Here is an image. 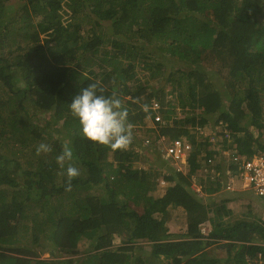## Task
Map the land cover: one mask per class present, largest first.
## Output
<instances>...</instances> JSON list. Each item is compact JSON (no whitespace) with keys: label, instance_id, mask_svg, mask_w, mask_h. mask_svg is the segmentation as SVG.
I'll use <instances>...</instances> for the list:
<instances>
[{"label":"trees","instance_id":"1","mask_svg":"<svg viewBox=\"0 0 264 264\" xmlns=\"http://www.w3.org/2000/svg\"><path fill=\"white\" fill-rule=\"evenodd\" d=\"M10 1L0 0V264H264V220L250 213V202L242 210L249 213L238 216L231 205L244 195L225 189L244 173L243 163L203 166L207 159L197 152L203 144L188 129L167 132L174 139L190 135L192 174L207 172L199 174L197 192L191 173L172 171L165 178L176 187L156 198L153 175L134 167V153L89 141L69 108L99 82L105 95L118 93L137 126L153 112L144 110L153 96L165 106L171 85L199 120H222L228 130L220 135L222 149L252 160L264 153V0ZM67 9L71 22L63 18ZM79 14L94 22L86 34ZM37 113L50 119L41 125ZM61 134L80 170L71 191L67 162L65 169L56 162ZM14 143L22 154L33 146L34 155L40 143L53 146L24 167L17 152L3 153L10 144L17 149ZM171 207L189 215L183 234L168 232ZM83 240L90 250L75 259ZM139 241L151 250L131 255ZM38 245L58 257L40 259Z\"/></svg>","mask_w":264,"mask_h":264},{"label":"clouds","instance_id":"2","mask_svg":"<svg viewBox=\"0 0 264 264\" xmlns=\"http://www.w3.org/2000/svg\"><path fill=\"white\" fill-rule=\"evenodd\" d=\"M152 101L153 102L151 104V108H153L154 99ZM163 106L164 105L160 103V107H162L161 109H164ZM69 108L71 110L72 116L79 120L85 138L95 144L109 147L113 151L127 150V148L132 144L134 139L133 129L141 128V126L144 124L143 122L146 121L145 119L139 125L134 126L128 119V109L124 107L123 102L120 99L118 93L113 91L111 95H105V89L103 86L100 85L99 82L91 83L88 87L83 88L80 94L74 97L72 103L69 105ZM144 110L147 111V106H144ZM167 118H169V116L165 119ZM165 119L163 118L161 121L165 122L164 124H162L163 129L166 127L167 124V121ZM156 123L157 122L154 121L153 124L157 125ZM217 125L218 129H216L215 131H211L209 135L202 137L201 141H198L197 139L198 134H190L195 135V140L203 144L201 146L203 150L199 148L197 151L199 152V157L202 153L201 156H204V159H207L206 161H204L203 166H211L217 160H220V163L222 162V164L225 163L229 166L236 165L240 162L239 167H241V163H243L244 173H242L241 175L236 174L233 179L227 182V184L225 185V189L230 194L244 195L242 197H246V199L250 201L252 207H254V203H257L259 207L260 204L264 207V196H261L258 193L257 189L253 187V185L248 179V176L251 173H249L247 169H245L247 163L258 162L260 158H264V153H261V155L259 156H255L252 160H247V156L242 155L241 157L237 151L222 149L220 142L222 138H220V135H227L228 130L223 128L224 126L222 120L218 121ZM163 129L160 128V131L154 136L155 138L153 140L148 139L145 145L152 146L153 152L155 155H157V157L168 159L166 156H164V153H162L161 151V148L164 147V144L167 143L170 145V143L175 140H186L187 143L192 145V151L185 155L184 161H176L172 158H170V160L178 162L181 165H192V156L195 153L196 149L193 143L190 141V135L188 136L183 134L177 139L171 137L169 138L167 136V132L169 131ZM163 138H165V140H163ZM51 151L52 148L49 144L40 143L36 148V155L40 156L42 153L47 154ZM72 159L73 151L68 146V144L65 143L63 145L62 154L56 157V162L61 169H65V165L67 162V191H71L72 181L80 175V170L77 167L73 166V164L71 163ZM203 170L206 171V169ZM164 179L166 180H163L165 183L172 184V182H169L166 178ZM200 190L201 188L195 189V191L197 192ZM238 199H241V197H239ZM202 232L204 234L208 233L205 231L204 228H202ZM46 249L50 248L48 247L42 249L40 246L38 248V250L43 251V253L49 252ZM49 253L53 255L51 249ZM54 259L55 258L44 260L49 261Z\"/></svg>","mask_w":264,"mask_h":264},{"label":"rangeland","instance_id":"3","mask_svg":"<svg viewBox=\"0 0 264 264\" xmlns=\"http://www.w3.org/2000/svg\"><path fill=\"white\" fill-rule=\"evenodd\" d=\"M14 3V0L8 2V5L10 3ZM80 19L77 16V19L79 20V22L82 23V27L84 28V31L87 29H91L94 27V22L93 20L89 19L86 14H79ZM63 18L64 20H67V22H71L72 19V12L67 9L66 15L63 14ZM77 23V22H76ZM88 33V32H87ZM83 34H86V31L83 32ZM11 43V42H9ZM70 45H75L74 44H70ZM7 46V45H6ZM59 47V51L63 52L62 49L65 51V48L58 46ZM104 47V46H103ZM76 58V57H75ZM77 62V61H76ZM178 92H176L175 88L173 86H167L166 88H164V95H165V106H163L164 111L163 113L161 112V116L165 119L166 116H169V118L165 119L167 121L166 127L164 128L167 131H171L173 132H177L179 130L183 129H188V131L190 132V134H194L195 132H197V139L198 141L202 140V137L209 135V133L212 131V129L209 126H201L198 127L201 123V120L199 121V124L197 125L196 128H194V123L193 122H185V119L187 118H195V121H198L201 118L200 113H198L196 110H190V108L188 107H183L179 104L178 102ZM180 95V94H179ZM167 96V97H166ZM158 97L153 96L152 100L154 99V101H157ZM153 101H151L150 106L147 105V109H150L149 107H151ZM168 104H170L168 106ZM173 108L172 109V106ZM162 108V107H161ZM35 112H41V111H36ZM152 114V113H151ZM149 114L147 116L146 121L143 122L144 124L141 126V128L138 129H133V143L127 148L128 151L135 152V150H139V154H135V158L137 157V161L134 163V167L139 168L145 172H149L153 175L152 178H149V182L150 183H154L155 185V190L152 192V195L156 198H160V197H164L165 194L168 193V191L170 190V188L172 187H176V183L172 182V184L170 183H165L163 180H165V175L166 177L168 176H175L174 173H172V171H175L177 173H181L183 176L187 177L189 176V174L191 173V180H192V185H191V189L193 191H195V189H200V181H198V177L200 173H204L206 171L202 170L199 172H196L198 174H192V169H191V165L187 164V165H181L178 162H174L170 159H164L162 157H157V155L153 154L152 156L149 154L147 157H145L143 155V152L141 149V142H143L144 144L147 142V140L149 139L150 133L146 130V129H153L151 134L153 136H155L159 131H160V125H154L153 123V119H152V115ZM212 117V116H211ZM211 117H209L208 119H211ZM162 118V119H163ZM50 119V116L48 115V113L46 114H40L37 113V119L36 122L40 123L41 125L44 124L47 120ZM144 119V120H145ZM198 119V120H197ZM193 121V120H192ZM30 122L27 123V125H29ZM56 127H61L62 123L55 125ZM149 127V128H146ZM163 129V128H162ZM163 129V130H164ZM195 129V130H194ZM197 129V130H196ZM19 132L20 131H24L23 129H18ZM195 131V132H194ZM251 131H254V133L257 134V136H259V132L257 130H253L251 129ZM149 133V134H148ZM55 138L58 137V134L54 133L53 134ZM167 136L170 138L171 136L169 134H167ZM24 137V136H23ZM57 141L60 142H64L63 144L67 143L68 141H66V137L65 135H60ZM195 137V135H194ZM263 142H264V131H263ZM30 143V142H28ZM35 144V141L32 143V145ZM11 146L6 147L3 150V153L6 156H10L11 154H13L12 152L15 151L17 152V156H22V163L24 165V167L29 166L30 161H32L34 164L37 162L38 157H41L44 153H42L40 156L34 155L32 153V149L33 146H28L26 147L25 150V154L20 153L19 149L22 146H19L17 144H13L14 146L17 147V149H14L12 147V144H10ZM51 147L53 146L52 144H49ZM137 145L139 146V149L137 148ZM202 149V148H201ZM203 150V149H202ZM158 158V159H157ZM220 161V160H219ZM214 170V169H213ZM168 171H171L170 173H168ZM166 181V180H165ZM199 185V186H198ZM93 193L99 192V190H93ZM8 194H10V192H8ZM242 198V197H241ZM210 198H207L204 203H213L214 201L209 200ZM237 201V200H236ZM250 201L247 200L246 198H243L242 201L241 199L239 201H237L236 203L231 205V208L235 211V213L238 216H245L246 213H249V211H242L244 209V205L248 204ZM254 210L250 213H253L254 215L261 217L264 219V207L260 204V207L258 206L257 203H254ZM169 211L171 212V216H170V220L169 222L167 221L166 226L167 229L169 230V233L172 234H183L188 230V223L190 221L189 219V215L184 211V209L182 208H174L171 207L169 209ZM239 213V214H238ZM209 216H212L211 214H209ZM156 217H158V213H156ZM172 218V219H171ZM202 228L205 229L206 232L209 231L210 223L208 221L205 222V224L201 225ZM123 241V237L120 238H116L115 239V243L116 245L122 243ZM41 244V243H40ZM40 245H38L39 247ZM121 246V245H119ZM116 247V246H115ZM144 248L145 251H150L151 250V245L150 243L144 242V241H139L137 243V246L134 247V252L133 251H129V253L131 255H133L134 253H136L138 251V249ZM90 250V245L88 243V241L83 240L79 246H78V253L74 254L73 258L75 259H80L83 258ZM211 251V250H210ZM58 257V256H57ZM56 256L54 257L53 255H51L49 252H44L43 254H41V259H52V258H57ZM260 264H263V262L261 261Z\"/></svg>","mask_w":264,"mask_h":264},{"label":"built area","instance_id":"4","mask_svg":"<svg viewBox=\"0 0 264 264\" xmlns=\"http://www.w3.org/2000/svg\"><path fill=\"white\" fill-rule=\"evenodd\" d=\"M157 99V101H154L152 108L153 113L151 115L153 121L158 123L162 121V117L159 111L161 109V99ZM163 140H165V138H163ZM161 151L162 153H164V156H166L168 159L172 158L176 161H184L185 155L192 151V145L187 143L186 140H175L170 143V145L167 143L164 144V147L161 148ZM245 169H247V171L251 173L248 176V179L253 185V187L257 189L258 193L261 196H264V158H260L258 162L247 163Z\"/></svg>","mask_w":264,"mask_h":264},{"label":"crops","instance_id":"5","mask_svg":"<svg viewBox=\"0 0 264 264\" xmlns=\"http://www.w3.org/2000/svg\"><path fill=\"white\" fill-rule=\"evenodd\" d=\"M171 107H173V105L171 106ZM198 120V119H197ZM199 121L200 120H198V121H195V120H193V121H191V122H193L194 123V128H196L197 127V125L199 124ZM154 122V121H153ZM201 126H204V127H206V126H209L211 129H212V131H215L216 129H218V125H217V121L215 120H212V119H208V122H206V123H204V122H202V120H201V123H200V125L198 126V127H201ZM197 127V128H198ZM146 128H149V127H146ZM163 128V127H162ZM148 132H150L148 129H146ZM195 130V129H194ZM197 130V129H196ZM195 132V131H194ZM196 134H197V132H195ZM150 137V136H149ZM144 142V141H143ZM143 142H141V149L140 150H142V152H143V155L145 156V157H147L149 154L152 156L153 154H154V152H153V148H152V146H146ZM133 143V142H132ZM137 148L139 149V146L137 145ZM126 151H128V150H126ZM128 153H131V151H128ZM132 153H134V156H135V154L137 155V154H139V150H135V152H132ZM136 161H137V157H136V159H135Z\"/></svg>","mask_w":264,"mask_h":264},{"label":"water","instance_id":"6","mask_svg":"<svg viewBox=\"0 0 264 264\" xmlns=\"http://www.w3.org/2000/svg\"><path fill=\"white\" fill-rule=\"evenodd\" d=\"M46 250L50 252V249H46Z\"/></svg>","mask_w":264,"mask_h":264}]
</instances>
